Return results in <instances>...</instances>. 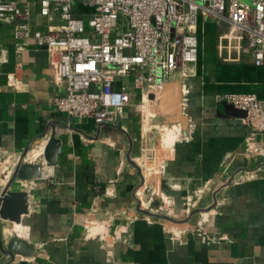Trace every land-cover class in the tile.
Returning a JSON list of instances; mask_svg holds the SVG:
<instances>
[{
    "label": "crops",
    "instance_id": "0c3cea01",
    "mask_svg": "<svg viewBox=\"0 0 264 264\" xmlns=\"http://www.w3.org/2000/svg\"><path fill=\"white\" fill-rule=\"evenodd\" d=\"M86 8L77 9L92 11ZM30 25L47 29L37 12ZM51 76L48 52L0 22V199L9 186L29 198L21 222L27 235L9 233L15 223L0 221V264H264L262 159L250 153L245 112L216 101L243 93L264 99V66L252 57L222 62L216 52L204 55L189 79L183 131L192 138L158 148L151 163L140 102L132 97L121 125L99 128L91 118L55 111L64 91ZM151 114L154 123L167 120ZM42 142L41 157L28 158ZM53 145L55 165L46 159ZM20 163L41 165L42 177L12 182ZM143 190L150 208L136 194ZM96 222L103 231L89 237ZM15 242L32 245L33 254L14 260Z\"/></svg>",
    "mask_w": 264,
    "mask_h": 264
},
{
    "label": "built area",
    "instance_id": "2783aa9c",
    "mask_svg": "<svg viewBox=\"0 0 264 264\" xmlns=\"http://www.w3.org/2000/svg\"><path fill=\"white\" fill-rule=\"evenodd\" d=\"M79 5L92 11L80 13ZM35 12L46 30L31 27ZM120 18L128 20L129 30L117 34L125 25ZM0 22L13 24L18 39L32 40L48 52L51 80L64 91L53 101L55 111L91 118L99 128L123 123L132 102L125 78L142 90L141 122L146 102L165 116L159 110L160 93L172 82L181 86L188 116L189 79L198 74L199 32H205L206 23L215 31L214 50L220 61L252 57L264 66V0H0ZM12 80L18 87L16 74ZM216 101L245 112L242 122L253 132L248 137L250 153L264 166V99L243 93L217 95ZM191 138L192 131H183L180 140ZM139 201L151 207V197L145 204ZM95 224L99 223L87 227L89 237L99 234ZM11 255L14 260L26 257Z\"/></svg>",
    "mask_w": 264,
    "mask_h": 264
},
{
    "label": "water",
    "instance_id": "95a60500",
    "mask_svg": "<svg viewBox=\"0 0 264 264\" xmlns=\"http://www.w3.org/2000/svg\"><path fill=\"white\" fill-rule=\"evenodd\" d=\"M182 89L178 82L167 83L160 93V112L167 116L169 120L180 123L186 127L189 117L185 115L182 107ZM46 150L47 161L55 165L57 162L58 147L53 145ZM42 166L33 163H20L13 181L19 180H38L42 177ZM10 186L4 191L0 199V217L13 223H21L24 215L28 214L29 198L24 191H10ZM11 253L31 256L33 246L25 242H15L9 247Z\"/></svg>",
    "mask_w": 264,
    "mask_h": 264
},
{
    "label": "rangeland",
    "instance_id": "374dc122",
    "mask_svg": "<svg viewBox=\"0 0 264 264\" xmlns=\"http://www.w3.org/2000/svg\"><path fill=\"white\" fill-rule=\"evenodd\" d=\"M83 18L86 21H89L91 18L90 16H83ZM121 23L122 21L125 22V25L122 27L121 25L119 26V28L117 29V34H121L124 30H129V26H128V20L127 19H123L120 18L119 20ZM214 30L213 32H211V27L209 23H206V28H205V32L203 33L202 29L199 32V40H200V52H199V64L201 65L203 63V57L204 55L210 53V51L213 53V55L215 54V50H214V45L216 42V38H215V34H214ZM92 36L94 35V32L91 31ZM125 85H127V87H129L132 97L137 100L138 102H140V97H141V93L142 90L141 89H136L134 87L133 81L131 78H125ZM148 124L147 126L144 127L145 131H147V135L145 134L144 130H143V135L145 137V155H146V159L149 160L150 162H153L154 160H156L158 158V146L160 144L161 141V134L163 132L162 127L164 125H174V124H178L175 123L174 121L171 120H166L164 122H156L154 123V121L150 120V122L146 123ZM180 129H181V137L183 135V129L180 125ZM180 137V138H181ZM179 141V140H178ZM168 148V147H167ZM166 148H163L162 150H165ZM148 161H146L145 164H147ZM160 164H162V161H159V166ZM151 167V166H150ZM160 169V168H159ZM151 175V171L147 169V173H145V177L148 178ZM146 186V183H145ZM141 197H139L141 200H143L144 204L145 202H147V200H149L150 197V193H144V190L141 191ZM148 196V197H147ZM147 205V204H146ZM145 205V207H146Z\"/></svg>",
    "mask_w": 264,
    "mask_h": 264
},
{
    "label": "bare ground",
    "instance_id": "6f19581e",
    "mask_svg": "<svg viewBox=\"0 0 264 264\" xmlns=\"http://www.w3.org/2000/svg\"><path fill=\"white\" fill-rule=\"evenodd\" d=\"M152 110L155 111L156 113H159V112L156 111V108H155V106H153V104H151L149 102H146L145 106H144V114H143V118H144L143 119V127L147 126L148 124H146V123L150 122L151 117H152L151 116L152 115L151 112H153ZM180 125L181 124L178 123V124H174V125H164L162 127L163 132H162V134L160 136L161 141H160V144H159V151L160 152H161V150L163 148L169 147L170 145H172L176 141V139H179L181 137V135H180L181 134ZM181 127H182V125H181ZM182 129H183V127H182ZM44 149H45L44 143L43 142L39 143L32 150H30V152L28 153L27 156L31 160H37L44 153V151H45ZM145 188H146V186L144 185V187L142 189H145ZM144 193H145V191H144ZM155 193H158V191H156ZM140 194H141V192L138 193V197H141ZM94 228H95L94 230L96 232H102L103 231L102 227L99 226V225L95 224ZM8 232L9 233L16 232L20 236L27 235V229L21 223H15L14 227L12 229H9Z\"/></svg>",
    "mask_w": 264,
    "mask_h": 264
},
{
    "label": "trees",
    "instance_id": "16d2710c",
    "mask_svg": "<svg viewBox=\"0 0 264 264\" xmlns=\"http://www.w3.org/2000/svg\"><path fill=\"white\" fill-rule=\"evenodd\" d=\"M79 7H80V9H88V8L82 6V5H79Z\"/></svg>",
    "mask_w": 264,
    "mask_h": 264
}]
</instances>
